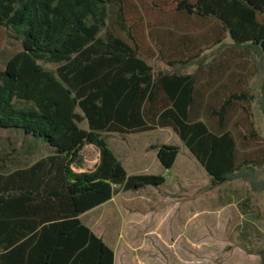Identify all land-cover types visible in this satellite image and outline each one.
I'll return each mask as SVG.
<instances>
[{"label":"trees","instance_id":"obj_1","mask_svg":"<svg viewBox=\"0 0 264 264\" xmlns=\"http://www.w3.org/2000/svg\"><path fill=\"white\" fill-rule=\"evenodd\" d=\"M107 4L117 7L111 26ZM126 6L128 0H0V28L22 40V51L0 72V132L50 148L25 168L0 166V264H115L114 251L80 217L119 193L160 187L166 177L129 175L103 134L171 129L213 187L241 180L252 196L264 195V159L239 162L227 130V112L236 104H255L264 116V0H176V13L217 21L234 48L260 60L259 94H230L210 110L217 132L197 109L199 74L182 71L205 67L203 51L171 62L159 52L166 66L155 69L147 59L156 56L133 36L142 17L136 12L129 27ZM39 61L57 67L46 70ZM84 121L88 130L79 127ZM250 138H258L256 131ZM87 145L98 149L99 163L77 173ZM151 150L166 172L180 153L173 145ZM250 254L264 264V250Z\"/></svg>","mask_w":264,"mask_h":264},{"label":"rangeland","instance_id":"obj_2","mask_svg":"<svg viewBox=\"0 0 264 264\" xmlns=\"http://www.w3.org/2000/svg\"><path fill=\"white\" fill-rule=\"evenodd\" d=\"M175 3L176 0H128L125 19L127 25L133 27L137 23L135 13L142 17L133 36L142 42L145 53L156 56L147 59L155 69L166 66L159 58L161 53L171 62L184 61L203 51L205 67L190 66L182 71L199 74L197 109L201 119L217 132V120L210 116V110L218 109L230 94L258 95L263 79L260 60L255 53L247 54L234 48L217 21L178 14L174 11ZM107 5L111 26L117 7ZM217 40H221V44L213 46ZM21 51V38L10 29L0 28V72L8 60ZM39 64L51 71L57 67L43 61ZM17 106L31 105L18 102ZM78 113L82 115L81 111ZM79 127L88 130L86 121ZM227 130L237 143L239 162L264 159V116L257 105L232 106L227 112ZM251 131H256L257 139L250 138ZM1 132L0 166L4 165L7 172L30 166L49 154L50 148L41 139L32 138L40 143L33 144L24 141L20 134ZM103 136L129 175L166 177L160 187L119 193L109 203L81 218L114 251L115 264L260 263V257L250 253L264 250V195L252 196L248 184L241 180L213 187L206 171L171 129ZM161 145L180 148L169 172L163 170L156 152L151 150ZM81 159V166L73 167L75 172L94 170L99 163L98 149L85 146ZM148 210L155 211V215H146L144 211ZM135 212H139L137 219L133 216ZM162 213L163 217L159 218ZM122 215L130 224L121 234L128 242L125 246L118 244L117 227L120 229L118 223ZM149 228L155 231L153 236L164 240L161 246L156 238L148 240L152 237L146 231Z\"/></svg>","mask_w":264,"mask_h":264},{"label":"crops","instance_id":"obj_3","mask_svg":"<svg viewBox=\"0 0 264 264\" xmlns=\"http://www.w3.org/2000/svg\"><path fill=\"white\" fill-rule=\"evenodd\" d=\"M45 156H47V154L45 155ZM100 156V155H99ZM97 167V166H96ZM146 188H148V187H146ZM145 189V188H144ZM142 190V189H141ZM140 191V190H139ZM109 203V202H108ZM95 210V209H94ZM93 211V210H92ZM91 212V211H90ZM138 213L139 212H135L134 214H136V215H133L134 216V219H137V215H138ZM143 213V212H142ZM144 213L146 214V215H151V216H154L155 215V211H152V210H148V211H144ZM166 214H167V212H166ZM170 214V213H169ZM85 215V214H84ZM163 213H162V215H158V217L160 218H162L163 217ZM165 216H168V215H165ZM164 216V217H165ZM83 216H81L80 217V219L82 218ZM121 218H122V221H120L119 223H118V226L120 227V229L117 227V233L119 234V238H118V244H123L124 246L125 245H127L128 244V242L126 241V240H124V238L121 236V234L122 233H124V230L125 229H127V227L130 225L126 220H125V217L122 215L121 216ZM139 219V218H138ZM140 219H142V218H140ZM159 222L161 223V220H159ZM160 223H158V225L160 224ZM88 227V226H87ZM89 228V227H88ZM156 228V227H155ZM91 231H92V229L91 228H89ZM147 232H148V236H152L151 238H149L148 240L150 241V240H152V241H154L153 240V238H156L157 239V242H158V244L161 246V244H163V242H164V240L163 239H161V238H159V237H157V236H153V233L155 232L153 229H147L146 230ZM93 232V231H92ZM151 232V233H150ZM94 233V232H93ZM152 234V235H151ZM145 243V242H144Z\"/></svg>","mask_w":264,"mask_h":264}]
</instances>
